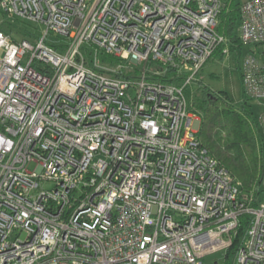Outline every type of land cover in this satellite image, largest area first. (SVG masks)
Masks as SVG:
<instances>
[{"label": "built area", "instance_id": "obj_1", "mask_svg": "<svg viewBox=\"0 0 264 264\" xmlns=\"http://www.w3.org/2000/svg\"><path fill=\"white\" fill-rule=\"evenodd\" d=\"M224 5L0 0L43 27L0 30V264H203L247 215L235 264H264V199L202 144L186 94L231 55ZM239 34L243 90L264 105V0L241 3Z\"/></svg>", "mask_w": 264, "mask_h": 264}, {"label": "trees", "instance_id": "obj_2", "mask_svg": "<svg viewBox=\"0 0 264 264\" xmlns=\"http://www.w3.org/2000/svg\"><path fill=\"white\" fill-rule=\"evenodd\" d=\"M232 2L229 9L224 3L218 31L229 39L230 52L240 57L243 47L239 34L240 3ZM218 56L223 59L222 49L218 51ZM252 100L242 90L241 102L237 104L225 91L216 92L203 87L197 102L194 101L193 106H190L200 113L198 136L202 144L237 177L244 194H254L257 204L264 192V136L250 103ZM248 219V215L242 217L238 235L242 233ZM238 235L225 251L226 261L223 264H229L228 260L234 257Z\"/></svg>", "mask_w": 264, "mask_h": 264}, {"label": "rangeland", "instance_id": "obj_3", "mask_svg": "<svg viewBox=\"0 0 264 264\" xmlns=\"http://www.w3.org/2000/svg\"><path fill=\"white\" fill-rule=\"evenodd\" d=\"M42 25L36 23L12 19L0 13V30L6 33L12 34L15 39L25 38L41 35ZM247 45H243L242 53L240 57L231 53L229 57L218 61V54H216L198 74L197 80L191 82L186 87V94L189 105L193 106V102H197L198 96L203 87H208L213 91H225L229 98L235 103L240 104L242 91L240 81V66H242L243 57L247 53ZM264 48V44L260 45ZM1 53V50H0ZM138 69L142 67L137 65ZM253 108L256 114L261 112L262 108L258 105L257 100L253 99ZM261 110V111H260ZM198 112V111H197ZM200 120V113L197 115ZM200 125V122H199ZM31 166L30 169H33ZM260 199H264V192L261 194ZM225 251H219L217 253L208 255L203 259V264H223L226 261ZM229 264H235V255L228 260Z\"/></svg>", "mask_w": 264, "mask_h": 264}, {"label": "crops", "instance_id": "obj_4", "mask_svg": "<svg viewBox=\"0 0 264 264\" xmlns=\"http://www.w3.org/2000/svg\"><path fill=\"white\" fill-rule=\"evenodd\" d=\"M223 1V3H225L226 4V8L227 9H229V7H231V2L232 3H236V2H238V3H240V5H241V3L242 2H244V1H246V0H222ZM246 47H248V49L246 50V52L248 53L252 48L251 47H249V46H246ZM242 48H244V47H242ZM254 49H257V51H259V52H261L262 51V49H263V47L262 46H257V47H254ZM246 53V54H247ZM245 54V55H246ZM223 59H225V58H223ZM223 59H220V58H217V60L218 61H220V60H223ZM240 69H241V66H240ZM240 81H241V91L243 90V86H242V79H241V72H240ZM253 101H250V103H251V105H252V107H253V103H252ZM258 102V101H257ZM258 105L262 108L260 111L261 112H259L258 114H256V116H257V118L261 115V113L264 111V105L263 104H261V103H259L258 102ZM253 110H254V108H253Z\"/></svg>", "mask_w": 264, "mask_h": 264}]
</instances>
